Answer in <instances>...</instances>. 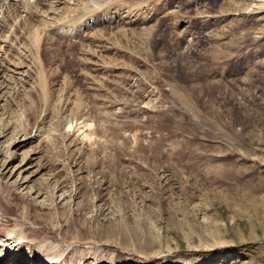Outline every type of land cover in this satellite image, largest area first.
I'll return each instance as SVG.
<instances>
[{
	"label": "rangeland",
	"instance_id": "obj_1",
	"mask_svg": "<svg viewBox=\"0 0 264 264\" xmlns=\"http://www.w3.org/2000/svg\"><path fill=\"white\" fill-rule=\"evenodd\" d=\"M25 1L0 0V264H264V0Z\"/></svg>",
	"mask_w": 264,
	"mask_h": 264
},
{
	"label": "bare ground",
	"instance_id": "obj_2",
	"mask_svg": "<svg viewBox=\"0 0 264 264\" xmlns=\"http://www.w3.org/2000/svg\"><path fill=\"white\" fill-rule=\"evenodd\" d=\"M4 1V0H3ZM13 1V0H12ZM21 1H24L23 2V7L25 8H29L30 9V7H29V4H25L26 3V1L25 0H21ZM16 4V3H15ZM25 4V5H24ZM19 5V4H18ZM16 7V6H15ZM22 240H23V238H22V233H21V231H18V232H16V231H11L10 233H9V235H8V239H7V242H11L10 243V249L11 248H18L21 244H22ZM35 262V264H37V261H34Z\"/></svg>",
	"mask_w": 264,
	"mask_h": 264
},
{
	"label": "trees",
	"instance_id": "obj_3",
	"mask_svg": "<svg viewBox=\"0 0 264 264\" xmlns=\"http://www.w3.org/2000/svg\"><path fill=\"white\" fill-rule=\"evenodd\" d=\"M231 251H233V250H231Z\"/></svg>",
	"mask_w": 264,
	"mask_h": 264
}]
</instances>
